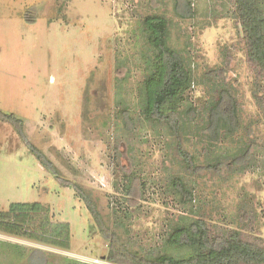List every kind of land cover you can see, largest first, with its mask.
<instances>
[{
    "label": "rangeland",
    "instance_id": "obj_1",
    "mask_svg": "<svg viewBox=\"0 0 264 264\" xmlns=\"http://www.w3.org/2000/svg\"><path fill=\"white\" fill-rule=\"evenodd\" d=\"M232 11L229 0H0V111L23 120L29 142L62 178L83 187L110 227L123 194L113 183L116 159L126 173L135 172L125 203L134 213L131 232L144 245L162 242L169 221L180 215L197 217L192 207L213 223L236 227L245 199L264 236V111L254 97L258 79ZM146 16L172 20L170 45L194 70L193 106L202 109L211 85L232 87L239 134L208 152L210 158L237 152L250 126L256 144L244 162L231 156L218 172L189 174L164 128L156 134L140 124L137 86L147 46L137 25ZM220 67L225 81L205 76ZM259 82L264 94V81ZM119 101L137 120L132 133L124 129ZM189 122L186 147L204 163L209 131L201 130V118ZM177 174L195 188L196 198L187 206L166 192L169 177ZM34 201L42 204L40 211L20 215L14 225L0 220V264H30L35 250L45 255L42 264H65L66 256L112 264L104 259L107 241L75 189L61 185L15 126L0 119V211L13 202ZM65 223L68 238L45 233ZM17 245L22 256L12 250ZM190 251L170 249L176 256Z\"/></svg>",
    "mask_w": 264,
    "mask_h": 264
},
{
    "label": "trees",
    "instance_id": "obj_2",
    "mask_svg": "<svg viewBox=\"0 0 264 264\" xmlns=\"http://www.w3.org/2000/svg\"><path fill=\"white\" fill-rule=\"evenodd\" d=\"M229 1L233 5L232 15L238 19L240 25L249 64L256 72L258 79L254 97L264 111V94H260L259 91L262 89L259 80L264 81V0ZM172 23V20L162 16H146L139 20L137 25L147 46L146 54H144V69L137 86L140 124L150 128L156 134L164 128L172 138L170 145L174 146L182 157L185 171L189 174L198 175L199 170L203 169L218 172L224 165V160L231 156L234 157L233 162H244L256 144V141L250 138V126L246 127L243 135L240 136L239 141L242 144L237 152L217 154L210 158L208 150L212 147L211 145L222 144L239 134L238 103L232 87L221 83L210 86V97L201 101L202 109L199 110L198 107L193 106L190 90L195 81L194 70L181 51L170 45ZM211 72L213 74L210 75ZM205 76L210 81H225V68L212 69ZM119 103L124 129L132 133L137 120L126 103L122 101ZM198 118L203 121L201 130L209 131L206 134L209 145L205 147V153L210 159L208 158L204 163L198 161L196 155L186 147L185 143L190 127L189 121ZM0 119L9 121L15 126L41 165L48 172L53 173L61 185L72 186L75 189L101 237L107 241L105 261L112 264H264V236L256 226V212L248 199L239 204L240 222L236 227L213 223L209 220L207 213L198 209L194 210L192 207L190 211L196 213L197 217L190 219L180 215L178 219L169 221L162 242L144 245L131 232L130 224L134 213L129 211L125 203L129 200L132 191L135 172L126 173L119 159H116L113 183L117 192L123 190V194L119 197L120 201L117 199L120 206L114 207L112 227H110L83 187L62 178L46 154L29 142L24 132L22 119L2 111H0ZM166 192L175 197L182 206H187L196 198L194 186L190 185L181 174L169 177ZM41 209L42 204L38 201L13 202L7 211H0V220L12 222L14 225L18 222L20 215L38 212ZM51 228L45 230V233L53 237L68 238L67 223L52 225ZM13 247L12 250L16 251V255H23L19 251L20 246ZM173 247H186L191 251L185 256H176L170 253ZM29 255L30 264H42L46 258L45 255L39 256L36 250ZM64 263L92 264L67 256Z\"/></svg>",
    "mask_w": 264,
    "mask_h": 264
},
{
    "label": "water",
    "instance_id": "obj_3",
    "mask_svg": "<svg viewBox=\"0 0 264 264\" xmlns=\"http://www.w3.org/2000/svg\"><path fill=\"white\" fill-rule=\"evenodd\" d=\"M105 259V258H104Z\"/></svg>",
    "mask_w": 264,
    "mask_h": 264
}]
</instances>
